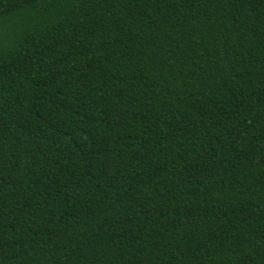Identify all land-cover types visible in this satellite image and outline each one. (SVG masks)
Instances as JSON below:
<instances>
[{"label":"trees","instance_id":"16d2710c","mask_svg":"<svg viewBox=\"0 0 264 264\" xmlns=\"http://www.w3.org/2000/svg\"><path fill=\"white\" fill-rule=\"evenodd\" d=\"M0 264H264V0H0Z\"/></svg>","mask_w":264,"mask_h":264}]
</instances>
